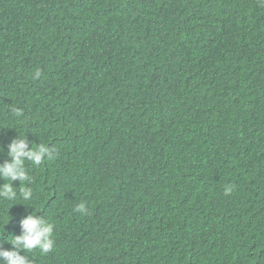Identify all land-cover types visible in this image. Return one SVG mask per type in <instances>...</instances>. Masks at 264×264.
Segmentation results:
<instances>
[{"label": "trees", "instance_id": "trees-1", "mask_svg": "<svg viewBox=\"0 0 264 264\" xmlns=\"http://www.w3.org/2000/svg\"><path fill=\"white\" fill-rule=\"evenodd\" d=\"M24 136L31 264H264V0H0V164Z\"/></svg>", "mask_w": 264, "mask_h": 264}, {"label": "clouds", "instance_id": "clouds-1", "mask_svg": "<svg viewBox=\"0 0 264 264\" xmlns=\"http://www.w3.org/2000/svg\"><path fill=\"white\" fill-rule=\"evenodd\" d=\"M41 75L37 70L33 78ZM19 116L20 110L13 109ZM9 159L0 164V180L8 181L0 184V199L15 200L17 198L16 187L13 186L14 181H19L20 185L31 183L25 162L30 161L34 165H41L45 162L46 157L50 158L54 149L50 148L46 143L35 144L29 147L26 136L14 138L7 146ZM2 150V149H0ZM233 185L228 184L224 187V194L229 195L233 191ZM20 195L25 201L32 198V189L27 186L20 187ZM76 211L87 214L88 209L85 203L81 202L76 206ZM20 234L12 235L9 242L11 248L0 247V264H31L28 255L33 250L38 249L42 254L46 255L56 247L53 239L54 224L46 220L43 216L29 214L20 221Z\"/></svg>", "mask_w": 264, "mask_h": 264}]
</instances>
